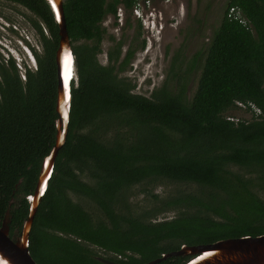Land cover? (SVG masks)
Here are the masks:
<instances>
[{"label": "trees", "instance_id": "obj_1", "mask_svg": "<svg viewBox=\"0 0 264 264\" xmlns=\"http://www.w3.org/2000/svg\"><path fill=\"white\" fill-rule=\"evenodd\" d=\"M4 1L35 16L30 22L43 48L42 54L33 50L37 67H25L24 75L14 59L0 63V228L9 211L10 237L17 240L42 164L56 145L61 37L46 0ZM137 5L63 0L77 83H71L67 141L30 234L37 264H104L98 250L115 264H147L184 246L264 235V0L227 1L192 97L186 80L199 66L182 71L185 62L176 55L169 70L175 84L151 97L134 93L136 85L120 77L144 40L141 46L133 41L123 56V42L110 36L108 64L100 63L104 20ZM233 7L241 19L229 18ZM238 101L255 104L261 114L228 119ZM164 182L201 193L166 202V209L186 208L170 220H157L164 203L134 213L130 190L151 194ZM192 259L173 255L158 264Z\"/></svg>", "mask_w": 264, "mask_h": 264}, {"label": "rangeland", "instance_id": "obj_2", "mask_svg": "<svg viewBox=\"0 0 264 264\" xmlns=\"http://www.w3.org/2000/svg\"><path fill=\"white\" fill-rule=\"evenodd\" d=\"M227 1L147 0L146 7L145 2L139 0V5L133 11L127 12L121 8L117 18L109 15L103 22L107 34L102 42L99 61L103 65L108 64V51L115 45L109 39L110 36L123 42V56L133 41L141 46L144 40L145 47L137 50L126 72L120 77L136 85L134 93L151 97L152 92L164 84L170 86L175 84L169 76V65L175 54L179 60L185 62L179 66L180 70L185 71L191 65L195 68L199 66L195 78H192L191 72L190 79L186 80L188 95L192 97L197 88L210 41L220 27ZM31 18L35 16L23 6L0 0V63L14 59L23 75L25 67L33 70L37 67V63L35 65L34 60H30L27 50L33 58V50L39 54L43 52L39 35L32 28ZM75 82L77 83V74ZM228 113L235 122L252 118L245 110L233 109ZM260 175L259 172L258 176ZM188 193L200 195L201 191L197 186L164 182L151 191V194L144 193L141 187H135L130 190L128 200L135 213L156 210L158 207L161 208L162 203L166 209V202ZM82 204L94 216L99 214L91 203L84 200ZM184 210H186L184 207L166 209L157 220H170ZM97 252L99 256L106 258L107 253L102 250Z\"/></svg>", "mask_w": 264, "mask_h": 264}, {"label": "water", "instance_id": "obj_3", "mask_svg": "<svg viewBox=\"0 0 264 264\" xmlns=\"http://www.w3.org/2000/svg\"><path fill=\"white\" fill-rule=\"evenodd\" d=\"M54 14L55 20L60 27L59 49L56 53V64L58 69V98L56 109L59 114L57 121L56 145L50 155L45 158L35 193L29 197L30 213L24 224L22 235L14 240L10 237L8 226L9 211L0 228V264H37L30 252V234L38 207L45 195L49 181L52 177L55 160L60 149L65 145L68 135L71 111V83L73 79V67L75 56L69 38L63 7V0H46ZM70 57V76L67 78L65 54ZM67 62V61H66ZM76 76V66H75ZM72 80V81H71ZM71 82V83H70ZM191 255L193 259L187 264H264V235L252 237L226 239L214 244L200 245L195 247L184 246L180 251L164 255L162 258L147 264H158L171 256ZM104 264H115L114 262L98 257Z\"/></svg>", "mask_w": 264, "mask_h": 264}, {"label": "built area", "instance_id": "obj_4", "mask_svg": "<svg viewBox=\"0 0 264 264\" xmlns=\"http://www.w3.org/2000/svg\"><path fill=\"white\" fill-rule=\"evenodd\" d=\"M145 3L148 4L147 0H145ZM138 5H139V0H138ZM240 16H242L241 12L237 8L233 7L230 9L229 18L241 19ZM243 23L247 25V22H243ZM236 107L237 109L245 110L249 112L252 115V117L259 116L261 114V110L255 104L251 102L244 103V102L238 101L236 102ZM228 119L235 121L231 116Z\"/></svg>", "mask_w": 264, "mask_h": 264}, {"label": "bare ground", "instance_id": "obj_5", "mask_svg": "<svg viewBox=\"0 0 264 264\" xmlns=\"http://www.w3.org/2000/svg\"><path fill=\"white\" fill-rule=\"evenodd\" d=\"M64 60H65V63H66L67 78H68L70 76V61H69L70 57H69L68 53L65 54ZM75 78H76V76H75V65H74V67H73V79L72 80H75Z\"/></svg>", "mask_w": 264, "mask_h": 264}, {"label": "clouds", "instance_id": "obj_6", "mask_svg": "<svg viewBox=\"0 0 264 264\" xmlns=\"http://www.w3.org/2000/svg\"><path fill=\"white\" fill-rule=\"evenodd\" d=\"M144 2H145V0H143ZM145 5H146V7L148 6V4L147 3H145ZM27 50V49H26ZM27 53H28V55H29V58H30V60H34V62H35V65H36V60L32 57V55H31V53L27 50ZM75 80H76V78H75ZM236 104V103H235Z\"/></svg>", "mask_w": 264, "mask_h": 264}, {"label": "flooded vegetation", "instance_id": "obj_7", "mask_svg": "<svg viewBox=\"0 0 264 264\" xmlns=\"http://www.w3.org/2000/svg\"><path fill=\"white\" fill-rule=\"evenodd\" d=\"M175 56V54L172 56V58H171V60L173 61V57ZM170 60V61H171ZM169 68L171 69V64L169 65ZM195 75H196V72L194 71L193 72V76H192V78L194 79L195 78ZM189 91V90H188Z\"/></svg>", "mask_w": 264, "mask_h": 264}]
</instances>
